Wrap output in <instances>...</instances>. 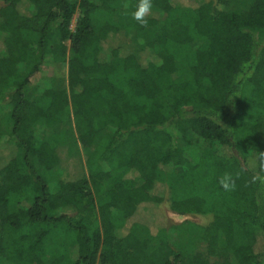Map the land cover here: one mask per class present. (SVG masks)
<instances>
[{
	"label": "trees",
	"instance_id": "trees-1",
	"mask_svg": "<svg viewBox=\"0 0 264 264\" xmlns=\"http://www.w3.org/2000/svg\"><path fill=\"white\" fill-rule=\"evenodd\" d=\"M196 2L152 0L142 27L138 0H3L0 264H264V183L251 181L264 151V0ZM176 172L170 208L212 220L151 230L134 216ZM226 172L240 173L234 191L218 183Z\"/></svg>",
	"mask_w": 264,
	"mask_h": 264
},
{
	"label": "rangeland",
	"instance_id": "rangeland-1",
	"mask_svg": "<svg viewBox=\"0 0 264 264\" xmlns=\"http://www.w3.org/2000/svg\"><path fill=\"white\" fill-rule=\"evenodd\" d=\"M73 1H77V0H73ZM174 2L180 3V4H189V5H195L197 4L196 0H173ZM205 1H212L213 4L219 9H223L224 7L222 6V4H218L216 2V0H205ZM124 3H126L125 5H122V8H128L129 5V0H124ZM3 6V0H0V8ZM80 11L77 9V11L75 12L72 20H71V25H70V29L73 30L74 26H75V22L76 19L79 15ZM120 36H116L113 37V40H110V42L112 43V45H116L119 41ZM125 42L130 44H134L133 40L130 39V37H126V39H124ZM60 66L56 65L59 69V73L62 74L63 77H61L56 85H59L61 87H66V66H64V64H60ZM49 69L50 68H56L54 66L50 67L47 66ZM47 68V70H48ZM38 78H33L32 82H38ZM36 89V86H29L27 89V94H29L30 96L34 95V91ZM0 128H2L3 130L6 128V125H0ZM65 131V135H66V142H68V144L73 147V151L75 153H78L79 155L82 154V151L80 149V147L78 146V142L76 141V134L73 130V123L72 120L70 119H66L65 120V124L63 125L62 131ZM208 145L210 146V148L214 151L218 150L217 148V144L215 142H211L208 141L207 142ZM83 156V155H82ZM8 158V154H7V150L3 151L0 153V166L6 161V159ZM84 158V156H83ZM62 163H61V168H68L70 171L72 172H79L81 171V166H74V165H69L68 163H65L63 158H62ZM60 168V167H59ZM59 176V172H55L53 171L52 173V178H51V182H50V187L52 190H54L55 185H56V180ZM179 174L178 172H176L175 174H164L162 176L163 181L165 182L164 184H159L158 189L160 190V192L164 195L165 199L162 200V202H160L159 204L153 206L148 204L147 206H140L138 207V212L136 213V215L134 216L136 220H141L143 221V223L149 225L151 227V230H155L156 228H158V226H162L163 225H172V224H178L180 222H182L183 220H190L192 222H195L199 225H208L211 220L212 217L210 214L207 213H186V214H177L175 213L171 208H170V203H169V196L171 194V186L174 185L175 183L178 182L179 180ZM56 179V180H55ZM95 200H96V204L99 205L102 201H103V196L102 193L100 194H95L94 195ZM50 244L48 245V250L47 252L51 253V249L58 248L59 246L62 247L63 244H67L66 240H63L62 238L58 239L57 241L54 242H49ZM195 250L199 251V252H204L206 254V250H205V243H203V241L201 239H196L195 240V244H194Z\"/></svg>",
	"mask_w": 264,
	"mask_h": 264
},
{
	"label": "clouds",
	"instance_id": "clouds-1",
	"mask_svg": "<svg viewBox=\"0 0 264 264\" xmlns=\"http://www.w3.org/2000/svg\"><path fill=\"white\" fill-rule=\"evenodd\" d=\"M153 7L152 0H138L135 10L131 13L132 18L142 27L148 26V17ZM253 164L258 172L251 178L252 182L259 181L264 183V151L257 150L253 157ZM240 173L235 175L226 172L218 180V183L225 191H234L236 188V180L239 179Z\"/></svg>",
	"mask_w": 264,
	"mask_h": 264
}]
</instances>
